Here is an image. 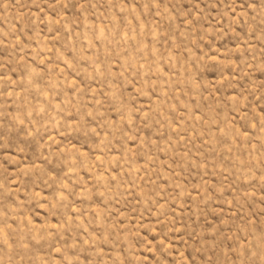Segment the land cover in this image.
Wrapping results in <instances>:
<instances>
[{
    "label": "rangeland",
    "instance_id": "obj_1",
    "mask_svg": "<svg viewBox=\"0 0 264 264\" xmlns=\"http://www.w3.org/2000/svg\"><path fill=\"white\" fill-rule=\"evenodd\" d=\"M0 264H264V0H0Z\"/></svg>",
    "mask_w": 264,
    "mask_h": 264
}]
</instances>
